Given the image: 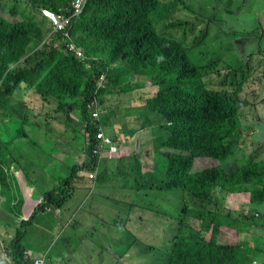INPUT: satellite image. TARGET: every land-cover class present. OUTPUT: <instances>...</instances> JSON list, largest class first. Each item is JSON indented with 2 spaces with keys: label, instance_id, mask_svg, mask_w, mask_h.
Wrapping results in <instances>:
<instances>
[{
  "label": "trees",
  "instance_id": "trees-1",
  "mask_svg": "<svg viewBox=\"0 0 264 264\" xmlns=\"http://www.w3.org/2000/svg\"><path fill=\"white\" fill-rule=\"evenodd\" d=\"M71 1L0 0L1 8L21 17L17 20L0 13V121L9 122L14 112L21 124L8 140L0 127V153L3 154L4 146L8 148L15 140L29 137L24 127L34 118L33 108L19 105L30 91L46 103L55 101L56 113L63 117L65 126L82 139L78 152H82L83 161L71 166L68 178L60 180L56 188L43 192L41 203L21 223V228H26L37 212H46V207L62 209L73 197L71 183L80 173H92L95 181L94 174L106 167L103 157L110 150H106L103 140H107L115 144L111 155H122L136 175L133 184L125 185L132 196L124 206H114L123 196L118 199L111 191L104 193L112 196L110 206L104 203L108 210L115 215L124 214L114 222L127 226L137 222V211L152 210L166 220L172 231L160 247L150 245L147 236L143 240L139 237L138 243L126 238L125 243L120 242L122 245L110 251L113 259L118 258L114 264H133L125 260L133 252L138 253L134 264H253L258 252L252 253L244 244L221 240L225 234L221 231L223 226L239 236L250 237H254L255 230L264 228V158L231 166L235 168L232 170L227 166L235 156L234 149L241 147L243 141L240 110L246 106L241 98L246 79L239 80L237 76L247 59L241 58L238 67L230 68L232 71L216 73L214 63L202 68L194 65L186 36L189 26L201 27L203 17L195 12L189 14L188 1L86 0L83 11L66 32H52L41 12L69 8ZM196 2L202 7L218 0ZM165 12L194 17L196 24L171 21ZM173 29L183 30L182 36L169 35ZM204 38L205 31L191 44L198 45ZM215 74L220 78L217 88L212 86ZM102 75L108 87L98 92L100 106L113 92L128 93L134 85L141 86L135 80L155 92L144 106L129 109L143 122L159 121L152 159H142L140 153L127 154L124 143L118 141L112 122L125 116L121 112L102 113L98 123H89L96 84ZM134 133L132 128L130 136ZM62 149L70 150V146ZM198 158L213 159L217 165L210 163L208 168L198 170ZM22 171L28 177V167H22ZM234 192L250 193L249 204L238 212L225 208L228 193ZM174 199L181 205L174 206ZM84 200L87 197L81 202ZM21 205L22 199H18L15 207ZM86 206V202L81 205ZM72 208L71 213L62 212V221L71 214L68 236L73 237L72 233L78 230L83 233L80 240L87 245L99 230L100 213L85 229L80 205ZM2 229L0 220V232ZM138 230L143 231L142 226ZM22 237L24 230L13 233L0 264H34L38 260L39 255L21 244ZM75 248L77 243L67 250L71 253ZM145 254H152V259L143 258ZM71 255L60 253L63 260L68 257V263L74 264L76 255Z\"/></svg>",
  "mask_w": 264,
  "mask_h": 264
},
{
  "label": "rangeland",
  "instance_id": "rangeland-1",
  "mask_svg": "<svg viewBox=\"0 0 264 264\" xmlns=\"http://www.w3.org/2000/svg\"><path fill=\"white\" fill-rule=\"evenodd\" d=\"M180 1L190 2L191 5L186 6L189 7L191 11H200V14L203 13V6L200 7L196 2L197 0ZM220 2L222 4L223 1ZM254 8L257 9L256 16L261 25L260 30H251V15L246 12L245 4L242 1H240L238 4H235L236 12H240L237 16H224L222 14L217 15V20L215 23L223 30L211 32L210 34L205 35L204 41L200 42L198 45H192L191 43L195 37L200 38L202 35H204V31L203 29L200 30L199 26L197 25H195V29H193L192 26H189L186 42L189 44L191 62L200 68L207 64L214 63L217 71L223 69L231 70L230 68L239 66V60L244 58V54H251L257 52L258 50L262 51L264 54V0H260ZM0 13L6 17L17 20L21 19L20 15L9 14L1 7ZM190 13L191 12H189V14ZM179 15L180 14L178 13L170 15L165 12V17H168V19L171 21H177L180 19L183 21H190L191 25L196 24L194 17L185 18V15ZM229 23H232L236 27L235 33H231L225 29ZM168 34L175 38H180L183 34V30L173 29L169 31ZM236 43H238L237 48L227 46ZM263 62V59L251 60L250 58V60L247 61V65L244 67L243 71L238 73L237 79H246V85L254 77L263 78ZM219 80L220 78L216 74L213 75L212 86L217 88ZM106 81L107 80L102 75L101 79L96 84V89L94 92V109L91 111V119L99 121L100 114L102 113L110 115L114 111L121 112V114H124L125 116L122 117L120 115L117 120L112 122V125L123 127L126 126L127 121H130L133 125L132 128L135 129V133H143L141 138L133 137L124 143V146L129 148L133 153H140L147 156L156 148L154 137L159 135V128L156 126L159 121L153 120L155 121L154 124L143 122L142 117L141 119H136L138 114H131L129 109L130 105L137 101L141 102V106H144L146 101L154 96L155 92L151 90L149 86H144V83L137 82L135 80V82L141 86L134 85L131 90L133 92L130 94V96L128 95L131 91L128 93L113 92L114 94L107 96L105 98L104 104L100 106L98 101V92L100 89H107L108 85ZM32 94H35V92H27L24 95V98H22L21 105H19L21 107L22 105L26 104L27 106L32 105L34 107L32 110L34 118L30 120V124L28 126L24 127V129L28 132L29 137L14 141V143L21 144V153L26 156V161L30 162L32 170L31 176L29 175L28 179H26V177L22 179L21 184L30 186V179H32L35 181L40 190L49 191L57 187L56 180L59 181V179L65 180L68 178L69 168L71 166L83 161L82 152H78L80 146L82 147V139L79 137V135H77V133L75 136V132L71 131L65 126L63 123V117L56 113L55 101L46 103L40 98L39 95H36V101L31 103L27 101V97ZM72 115L76 117V115ZM76 118L71 119L78 122V119ZM251 126L252 129H264V119L261 123H254ZM0 127L5 130L4 138L8 140L12 137V135H16L17 131L20 130L21 124L13 112L11 113V120L9 122L0 121ZM147 131H149L148 137L145 136ZM129 137L131 138L132 136L129 135ZM253 139V135H250L248 140L253 143ZM245 142L246 141L243 139L242 146L238 148L236 147L234 149L235 156L227 162V166L241 165L249 162L250 160H259L264 157L262 149L258 148L261 144L264 146V142L255 143V149H253L251 154L248 157H243V150H245L248 146ZM66 145L70 146V150L62 149L66 147ZM244 146L245 148L243 149ZM246 151L250 152L249 149H246ZM6 152L10 153L16 160H19L18 151L14 149V146L5 149L3 154ZM77 153L78 155H75ZM53 158H55L56 161H52ZM103 161L104 164L110 166L108 167L109 170L115 169L118 171V173L113 174L117 184L123 186L133 184L134 179H136V175H134L131 165L128 163V161L123 160L122 155H104ZM214 161L215 160L213 159L198 158L196 160V165L200 166V169L198 170H201L208 168L207 164H216ZM49 169H53V173H51ZM228 169L232 170L235 168ZM5 173L10 174V171L8 172L5 170ZM95 181H97V178H95ZM95 181L93 176H90L88 173H80L78 177L75 178L71 183V186L73 187L71 191L73 192V195L76 193V184L79 186H84L87 191L85 193L82 192L80 198L74 196L69 199L65 206L60 210V213L56 211L59 210V208L56 209L50 207H46V212H37L34 219L28 222L26 228L24 229L21 228V223L25 222L27 218L22 219L20 224L18 220H15V229L13 216L9 218L4 216V209L7 206H10L11 201H6L5 203L0 202V220L3 221V229L2 232H0V259L4 257L3 250L4 248H8V242L13 236V233L15 231L21 232V230H24V237L21 239V244L31 250V252L35 255H41L38 257H41L45 260L44 264H69L68 257H66L64 260L61 257H59V259H53L50 255V251L53 254H57L58 252L67 250L68 247L70 248L77 243L80 237L83 236V233L76 231L72 233L73 237L68 236L70 229L68 222L70 221L69 216L71 214L62 221V212L64 214H68V211H70L71 213L73 209L72 207L80 203L81 199L84 197V194H86L87 197L93 196L92 192L96 187ZM7 189V182L5 181V184L3 185L4 192H7ZM20 192L25 198L28 196L27 192L24 190L20 189ZM131 196L132 194L130 195V190L127 189L125 196L126 200L129 201ZM96 197L102 203L100 202L98 204V202H96L90 209L82 207L81 214L83 221L87 222V224L84 226L86 229H88V222L97 212H99L101 218V220H99V230L95 233V239L88 245L90 256L85 255L83 261L74 264H114L118 261V258L112 259L108 249L117 245L118 242L125 243L126 238H129V242L135 241L138 243V237L142 238L143 240L147 236V242L150 243V245L160 247L164 245L168 237L172 235V231H169L166 220L162 216L156 215L152 210L137 211L136 213H138V216L134 219L137 222L128 223L127 226L122 224L118 225V223L114 222L115 219L118 218V215L124 216V214H112L104 204L106 203L107 206H110L112 196L110 194L105 195L103 192H99ZM34 198L38 201L36 205L37 207L43 199V193L41 194L37 192L34 195ZM248 198H250V196ZM176 200L177 199H174V206L181 205ZM22 204H24V199H22ZM225 208L236 212L241 210L238 208L234 209L229 206H225ZM14 210H16V208H14ZM33 211L29 217L33 214ZM192 222L195 224L196 220H193ZM139 225L142 226L143 231L138 230ZM107 234L109 235L107 236ZM234 235L235 234L222 235L223 237L221 240L224 242L230 241L233 243V241L242 242L246 240L252 241L253 239V235L251 237L248 235L238 236L240 238H237ZM86 242L87 239L84 240V243ZM95 244H97V247H95ZM82 245L83 247H86L85 244L82 243ZM244 246L249 249L250 244H244ZM124 250L125 247L121 248L122 252ZM96 251L98 252V255H95ZM137 254V252H133L130 257H125V260L134 264L137 259ZM89 257L91 258V261L88 260ZM143 258L150 261L152 259V254H145L143 255Z\"/></svg>",
  "mask_w": 264,
  "mask_h": 264
},
{
  "label": "crops",
  "instance_id": "crops-1",
  "mask_svg": "<svg viewBox=\"0 0 264 264\" xmlns=\"http://www.w3.org/2000/svg\"><path fill=\"white\" fill-rule=\"evenodd\" d=\"M220 1H223L222 4ZM240 1H242L245 4V10L246 12L251 15L250 20H251V30L256 31L261 29V25L257 19L256 16V8L255 5L260 1V0H218V2L214 5H204L203 6V13L200 14V11H191L189 8V12L197 13L200 16L203 17V22L200 27L204 29L205 35L210 34L211 32H217L223 30L220 26H218L215 21L217 20V15L222 14L224 16H237L240 12H236L235 9V4H238ZM229 32H236V27L232 24L229 23V25L226 26L225 28ZM225 30V31H226ZM229 47H238V43L233 44V45H227ZM255 56L251 58V60H260L263 59L264 61V54L260 53V50H258ZM250 60V58H248ZM264 63V62H263ZM263 76V73H262ZM37 99V96L35 94L29 95L27 97V101L34 103ZM242 99L246 103V106L242 109V114H241V123L243 127V139L246 141L245 143L248 145L246 149H249L250 152H247L246 149L243 150V157H248L253 149H255V143H263L264 142V129H252V124L254 123H261L262 120L264 119V78H253L250 80L244 87V91L242 93ZM141 106V102H133L132 105H130V109L133 107H138ZM30 108H34L32 105L29 106ZM131 114L135 115L137 113L131 111ZM136 119H141V116L138 115ZM114 129L115 135L118 137V141H121L122 143H126L130 139L134 138H141L143 136V133H135V136H132L131 138L129 137L130 135V130L132 129L133 125L131 124L130 121H127L126 126H112ZM149 131L145 133V136L148 137ZM250 135H253V143H251L248 139L250 138ZM115 146V144L113 143ZM11 146H14V149L18 151V157L19 160H16L10 153L6 152L5 154L2 155L1 161L3 164V167L9 172L10 174L6 176V182H7V192H4L3 190V185L1 184L0 187V196L1 200H5V198L10 197L12 201V205L7 206L4 209V216L7 218L13 216L14 218V224L16 228V223L15 220H18V222L21 219H26L29 217V215L32 213V211L35 209L38 201L35 200L34 195L39 192L43 193L44 191L40 190L38 186L36 185L35 181L30 179V186L27 185H22L21 180L24 179L26 176L24 174V171H22V167H28L29 169V175L31 176V164L30 162L26 161V156L21 153V144L19 143H12L8 148ZM5 149H8L6 146H4ZM127 148V147H126ZM245 146L243 147V149ZM260 149H262V153L264 155V146L261 144L259 145ZM133 153L129 148H127V154ZM142 159H152V154L149 153L146 157L141 154ZM264 158V157H263ZM52 161H56L55 158L52 159ZM104 162V161H103ZM104 164V163H103ZM106 167L101 170L100 173L96 176L97 181H96V187L95 190L92 192L93 196L87 197L86 194H84V197H87V200L80 201L79 205L80 208L83 202H86L87 206L86 208L90 209L96 202L98 204L101 202L96 196L98 195L99 192L107 193V192H113L115 195H117L118 199L120 196H123V199L125 198V190L126 186L119 185L117 184V181H115V178L113 177L114 173H118L117 170L111 169L109 170L106 164H104ZM216 165V164H215ZM234 166V165H233ZM229 168L231 166H228ZM200 166H198V169ZM46 170V168H45ZM51 173H53V169H49ZM60 181V180H59ZM59 181L56 180V184L59 183ZM77 191L73 195V197L80 198L82 195V192H86L87 189L84 186H79L76 184ZM98 188V191H97ZM21 190H24L27 192L28 196L25 198L22 196V193L20 192ZM249 193H228L227 195V201H226V206L232 207L234 209H241L243 206H247V203L249 201ZM244 197H247L244 199ZM24 199V204L21 205L20 208L15 207L17 205V200L18 199ZM71 199V198H70ZM94 199V200H93ZM122 199V200H123ZM121 200V201H122ZM117 202L114 204V206H123L125 201L122 203ZM102 203V202H101ZM16 208V210H14ZM56 210L57 212L60 211ZM53 212V211H52ZM50 213V212H47ZM99 213V212H97ZM87 224V222H85ZM89 226V222H88ZM85 228V226H84ZM90 228V226H89ZM88 228V229H89ZM86 229V228H85ZM57 231V230H56ZM78 231V230H77ZM223 233L222 235L226 234H235L234 236L237 238L239 235L231 230H222ZM254 237L252 241L246 240L242 242H237L233 241L235 245L240 244H250L249 249L251 250L252 253L258 252L259 254L257 255L258 258L253 261V264H264V228L258 229L254 231ZM56 233V232H55ZM82 237V236H81ZM108 238V237H107ZM93 240H90L86 247H83L82 245V239L77 241V248H75L74 251H70L72 254L76 255V261L75 263H79L84 260V256L89 254V248L88 245L91 243ZM122 245L120 242H118L117 245L115 246H120ZM95 247H97V244H95ZM114 248L111 247L108 249L109 254L110 251H112ZM60 253L68 254V256H72L71 253L68 252V250H65L63 252H58L57 254H53L50 251V255L53 259H59ZM95 255H98V252L96 251ZM111 256V254H110ZM112 258V256H111ZM113 259V258H112ZM91 261V258L89 257L88 259ZM94 260V258H93Z\"/></svg>",
  "mask_w": 264,
  "mask_h": 264
},
{
  "label": "built area",
  "instance_id": "built-area-1",
  "mask_svg": "<svg viewBox=\"0 0 264 264\" xmlns=\"http://www.w3.org/2000/svg\"><path fill=\"white\" fill-rule=\"evenodd\" d=\"M85 4L86 0H72L69 8L60 7L58 11L44 10L43 14L46 17L52 32H66L71 26L72 21H74L83 11ZM103 143H107V140H103ZM89 175L92 176V174ZM34 264H44V260L38 259Z\"/></svg>",
  "mask_w": 264,
  "mask_h": 264
},
{
  "label": "clouds",
  "instance_id": "clouds-1",
  "mask_svg": "<svg viewBox=\"0 0 264 264\" xmlns=\"http://www.w3.org/2000/svg\"><path fill=\"white\" fill-rule=\"evenodd\" d=\"M41 14L45 17V15L43 14V11L41 12ZM52 30V29H51ZM260 53H262V51H260ZM243 54H244V52H243ZM249 55L250 54H244L243 55V57L245 58V59H247V61H248V58H249ZM256 55V54H255ZM254 55V56H255ZM216 67V66H215ZM214 67V68H215ZM263 67H264V65H263ZM223 70H225V69H223ZM223 70H221V71H223ZM262 71H263V69H262ZM217 71H216V68H215V73H216ZM263 78H264V76H263ZM245 87V86H244ZM244 91V90H243ZM243 93V92H242ZM241 98H242V94H241ZM244 101V100H243ZM244 108V107H243ZM242 108V109H243ZM240 114H242L241 113V110H240ZM99 121H97V120H93V119H91V117H89V123L90 124H96V123H98ZM86 123H87V121H86ZM103 145L104 146H107L106 147V150H110V152H105V155H111V152L112 151H114V149H115V146L113 145V143L111 142V141H107V143H103ZM151 154H152V152H150ZM2 153H0V187H1V184H5V181L6 180H4V178L6 179V176H8L9 174H6L5 173V167H3V164H2V161H1V157H2ZM145 156V155H144ZM146 157V156H145ZM214 162H216V165H217V161H214ZM88 174H92V173H88ZM26 176V175H25ZM29 176V175H28ZM94 176H95V178H96V176H97V174L95 173L94 174ZM26 179H28V177L26 176ZM60 180V179H59ZM59 183H60V181H59ZM58 183V184H59ZM57 184V185H58ZM95 184H96V181H95ZM126 190H127V188H126ZM125 190V191H126ZM234 193H236V192H234ZM239 193H249V192H239ZM250 194V193H249ZM250 196V195H249ZM244 198H247V197H244ZM6 201H8L7 200V198H5V200H1V196H0V202H3V203H5ZM127 200H125V202H126ZM227 201V200H226ZM249 202H250V198H249V201H248V203H247V205L249 204ZM125 204V203H124ZM124 206V205H123ZM225 206H226V204H225ZM36 208V207H35ZM35 210V209H34ZM33 213H34V211H33ZM19 225V224H18ZM16 229V228H15ZM223 229H226V230H229V229H227V228H225V226H223V228L221 229V231L223 230ZM232 231V230H231ZM233 232H235V231H233ZM139 238V237H138ZM39 256H41V255H39ZM38 259H43V258H41V257H38ZM44 260V259H43ZM44 262H45V260H44Z\"/></svg>",
  "mask_w": 264,
  "mask_h": 264
}]
</instances>
